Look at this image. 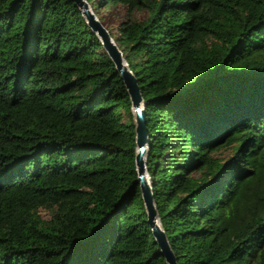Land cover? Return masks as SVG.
Masks as SVG:
<instances>
[{
    "label": "trees",
    "instance_id": "1",
    "mask_svg": "<svg viewBox=\"0 0 264 264\" xmlns=\"http://www.w3.org/2000/svg\"><path fill=\"white\" fill-rule=\"evenodd\" d=\"M86 1L125 8L110 35L140 87L177 263L264 264V0ZM134 128L73 0H0V264H166Z\"/></svg>",
    "mask_w": 264,
    "mask_h": 264
},
{
    "label": "water",
    "instance_id": "2",
    "mask_svg": "<svg viewBox=\"0 0 264 264\" xmlns=\"http://www.w3.org/2000/svg\"><path fill=\"white\" fill-rule=\"evenodd\" d=\"M73 1L80 10L88 27L99 38L102 48L112 61L115 70L123 81L130 97L135 124V182L139 185L141 198L147 214V223L149 224L154 240L160 249V253L163 255L166 264H178L166 237L165 231L162 229L158 221V213L154 203L152 186L146 169L145 158L148 151L149 132L146 126V112L138 81L136 76L128 67L121 50L111 37L110 32L96 17V14L92 10L90 4L86 0Z\"/></svg>",
    "mask_w": 264,
    "mask_h": 264
},
{
    "label": "rangeland",
    "instance_id": "3",
    "mask_svg": "<svg viewBox=\"0 0 264 264\" xmlns=\"http://www.w3.org/2000/svg\"><path fill=\"white\" fill-rule=\"evenodd\" d=\"M92 8V7H91ZM93 10V9H92ZM94 11V10H93ZM96 17L112 33H116V27L125 17V8L121 4L101 6L96 12ZM136 17L143 16V13L136 12ZM221 152L220 154H222Z\"/></svg>",
    "mask_w": 264,
    "mask_h": 264
}]
</instances>
